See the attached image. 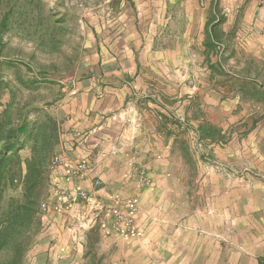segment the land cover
<instances>
[{
    "label": "rangeland",
    "instance_id": "1",
    "mask_svg": "<svg viewBox=\"0 0 264 264\" xmlns=\"http://www.w3.org/2000/svg\"><path fill=\"white\" fill-rule=\"evenodd\" d=\"M3 17L0 113L6 103L13 119L29 110L47 134L78 82L112 81L97 70L113 56L123 64L128 50L146 51L148 66L177 67L158 76L177 98L163 101L172 114L162 117L156 175L134 162L128 187L95 199L76 171L53 164L51 139L19 264H264V0H0ZM21 196L16 181L0 205ZM124 202L131 233L114 216Z\"/></svg>",
    "mask_w": 264,
    "mask_h": 264
},
{
    "label": "crops",
    "instance_id": "2",
    "mask_svg": "<svg viewBox=\"0 0 264 264\" xmlns=\"http://www.w3.org/2000/svg\"><path fill=\"white\" fill-rule=\"evenodd\" d=\"M149 55L160 56L157 52ZM146 57V51L141 59L128 50L122 64L113 56L106 72L97 70V76L108 74L112 81L101 84L94 74L78 82L76 94L55 109L58 157L54 159L76 171V186L93 192L95 199L110 189L128 187L134 162L150 169L153 176L163 165L162 117L168 113L165 109L172 114L167 105H173L177 91L173 84L164 89L158 76H175L177 67L172 62L164 68L158 63L148 66ZM27 150L28 158L30 147Z\"/></svg>",
    "mask_w": 264,
    "mask_h": 264
},
{
    "label": "trees",
    "instance_id": "3",
    "mask_svg": "<svg viewBox=\"0 0 264 264\" xmlns=\"http://www.w3.org/2000/svg\"><path fill=\"white\" fill-rule=\"evenodd\" d=\"M212 9H216L215 1L212 3ZM223 20V17H216L215 24H221ZM5 25L6 17H3L0 28ZM208 34L212 41L213 32L209 30ZM206 45L213 44L209 41ZM1 69L2 62L0 71ZM20 84L22 87H28L25 83ZM3 106L4 109L0 113V201L5 190L16 181L22 186V196L19 200L11 199L7 208L0 205V255L4 252L10 253L8 261L3 264H19L22 260V246L26 244L24 233L34 207L38 204L39 195H34V192L39 186L43 172L48 171L53 156V150L48 146L51 139L56 140L58 129L53 126V130L47 134L42 128V123L28 121L29 110L27 114L13 119L8 110L10 105L6 103ZM48 121L51 125L56 122L51 118ZM28 145L30 156L21 160L20 151Z\"/></svg>",
    "mask_w": 264,
    "mask_h": 264
},
{
    "label": "built area",
    "instance_id": "4",
    "mask_svg": "<svg viewBox=\"0 0 264 264\" xmlns=\"http://www.w3.org/2000/svg\"><path fill=\"white\" fill-rule=\"evenodd\" d=\"M57 163H60V162H58V160L55 159L53 161V164L55 165ZM77 195L80 196V197H83V193H81V191H78ZM121 210H122V213H123L121 215H118L114 211L115 218L119 222H121V224H122V227H120L119 229H121L122 231L126 230L127 232H130L131 233L132 231H134V228L132 226V221L130 219V216L133 214L134 208H133V206L130 203L124 202V203H122ZM124 213H125V215H124Z\"/></svg>",
    "mask_w": 264,
    "mask_h": 264
}]
</instances>
